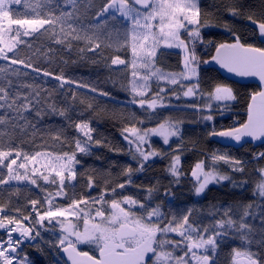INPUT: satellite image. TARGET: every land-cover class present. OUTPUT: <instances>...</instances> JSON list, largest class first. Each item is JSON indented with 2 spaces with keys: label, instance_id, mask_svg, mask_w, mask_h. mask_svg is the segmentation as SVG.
<instances>
[{
  "label": "snow or ice",
  "instance_id": "6c2138e0",
  "mask_svg": "<svg viewBox=\"0 0 264 264\" xmlns=\"http://www.w3.org/2000/svg\"><path fill=\"white\" fill-rule=\"evenodd\" d=\"M77 2L78 0H35L34 3H30V0H0V60L9 61L8 65H0V110H3L0 112V126L11 122L13 131L18 129L21 134L31 131L35 143V137L37 133H41L43 125L40 147L44 149L29 153L22 152L17 147L4 150L0 145V185H8L10 181L15 180L27 181L31 185L41 187L38 181L42 180L45 184L56 186V197H66V188L77 179L76 165L81 163L77 154L89 155L93 143H103L99 139L94 140V129L90 126V121L79 117L74 121L69 115L70 106L65 101L62 100L60 103L63 106L58 107L51 94L35 83L41 74L49 77L52 73L36 66L31 57L25 59L19 56L20 45L31 49L30 40L42 39L62 45L69 55L74 47L79 54L86 51L95 54L101 46L96 42L99 40L98 30L101 25L81 21L76 15ZM67 5L72 6L71 10H65ZM234 5L238 6L227 9L234 17L248 11L244 5L238 4V0H234ZM116 13L132 25L130 38L134 57L133 68L136 66L135 58H139L143 67L149 69L146 75L133 81L134 95L131 103L139 104L141 108L147 103V107L152 110L158 106L171 107L170 100L167 103L164 101L170 90L164 87L159 88L150 101L145 99L147 90H150L149 80L153 77L170 85L180 84L182 89L185 88L183 82L188 81L189 86L183 90V96H197L200 61L196 53V43L202 42L201 28L210 26L202 19L199 0H105L94 19L100 21L106 14H111V17L116 19ZM254 16L253 12L246 18L256 27L264 42V18L258 20ZM261 16L264 17V8ZM232 36L233 43H220L216 46V55L212 60L221 68L238 76L258 77L261 85H264V47L243 44L234 32ZM81 41L85 42L86 47H79ZM161 44L166 48H178L183 51V70L180 73H166L153 68L157 47ZM48 51L51 52L52 49L49 47ZM36 52H40V49H36ZM111 63L124 65L126 61L116 56ZM11 65L30 69L31 73L36 74L32 77L33 82L23 79L30 76L28 71H21L20 67ZM132 76L136 77L137 73L133 71ZM54 78L59 82L60 89H63L65 84L73 83L63 75ZM77 86L88 87L92 93L98 92L102 97H110L107 91H99L84 84ZM64 95L61 91L60 96ZM173 95L177 100L180 99L179 94ZM234 99L231 87L217 84L208 95L209 102L204 108L195 104L190 107L198 112L204 111L205 108L210 112L213 102L217 108H221L227 107L228 102ZM87 108L92 109L93 104L89 102ZM57 116L67 123L60 128L49 129L44 123L45 117L51 119ZM203 120L212 121L213 116L205 115ZM179 123L165 120L153 128L140 129L133 125L123 129V133H128L122 134L123 139L127 141L132 160L138 165L136 171H143L150 159L161 155L151 148L150 137H161L163 144L169 145L171 138L180 137ZM69 126L76 132L72 139L66 134ZM45 134L49 135L54 143H59L60 151L47 145ZM3 135L4 132L0 130V137ZM208 135L236 142L244 137H250L252 140L264 138V88L252 94L247 108V120L244 123L219 131L213 126ZM69 146H73L71 151L64 150ZM255 159H264V152L259 153ZM18 160L21 162L17 163ZM210 160L207 170L204 160L197 162L192 169L191 175L196 180L197 195L202 194L210 184L232 182L230 176L222 175L216 170L218 162L230 164L233 172L244 171L240 160L225 154L213 153ZM29 163L33 165L30 171ZM180 164V155L173 154L168 171L177 181L181 175ZM5 168L6 174L3 172ZM21 169L24 171L21 172ZM133 171L131 166L127 167L124 170L127 179L118 183L116 188L122 190L131 184ZM258 175L260 179L253 189V197L258 202L244 205L243 211L239 213H234L230 207H224L223 216L215 221L211 229L194 226L190 222V214H185L179 219L174 215L168 218L159 205L152 207L132 196H122L121 199L113 198L109 201L106 198L107 189L93 201L100 207L87 211L81 207L89 203L85 198H74L67 206H54V201L48 199L49 207L43 212L36 207L40 201L32 199L30 204L35 217L32 212L22 214L20 208L15 209L17 213H21L19 216L10 215L5 206L0 204V229L7 235L6 240L0 239V264H24L26 257L22 260L18 255L20 246L26 242H38L37 237H40L41 233L37 226H43L46 220L49 224L54 220L60 224L62 235L57 246L67 254L71 264H210L212 256L209 253L215 255L220 242L225 239L239 241V247L232 249V264H264V168L258 170ZM246 184L247 181L239 184L233 182L234 187L241 189ZM94 185V180L89 177L87 187L91 189ZM116 188L110 190L113 195ZM138 212L141 214L138 215ZM59 217L67 222L57 220ZM13 233L18 235L13 237ZM170 234H176L180 240H173ZM81 244L95 245L98 257L79 250L78 246ZM177 252L180 255H177Z\"/></svg>",
  "mask_w": 264,
  "mask_h": 264
},
{
  "label": "trees",
  "instance_id": "16d2710c",
  "mask_svg": "<svg viewBox=\"0 0 264 264\" xmlns=\"http://www.w3.org/2000/svg\"><path fill=\"white\" fill-rule=\"evenodd\" d=\"M34 2L35 0H30V3ZM104 3L105 0H78L76 7V15L81 21L101 25L98 30L99 40L96 41L101 46L95 54L89 51L79 54L77 48L74 47L69 55L62 45L48 39L30 40L31 49L26 45L19 46L20 58L31 57L36 66L52 73L49 77L41 74L35 83L51 94V98L58 107L63 106L60 103L62 100L65 101L70 106L69 115L74 121L77 117L90 121V126L94 129L92 133L94 140L99 139L103 143L101 145L93 143L89 155L77 154V158L81 161L76 168L77 179L66 188V197L57 198L55 196L56 186L45 184L42 180L38 181L41 187L31 185L27 181H17L18 185L10 182L8 185H0V204L5 206L6 212L16 216L21 213L27 215L32 212L30 204L32 199L40 201L36 207L43 211L40 206L47 205L48 199H52L55 206H66L74 198H85L89 200V203L82 207L89 210L96 205L93 201L107 189L106 198L109 201L113 198L121 199L122 196H132L146 205L150 204L152 207L159 205L168 218L174 215L179 219L185 214H190V222L194 226L211 229L215 221L223 216L224 207H230L234 213H239L243 211L244 205L258 202L253 197V189L260 179L258 170L264 168V159L257 160L255 157L264 152V145L248 144L240 149H230L220 145L214 139L215 137H210L208 133L213 126L217 131L232 127L230 124L237 116L244 123L251 96L258 92L259 88L252 84L239 85L227 81L203 61H208L213 57L215 48L220 43H233V32L240 37L243 44L264 47V44L259 41L257 32L248 26L250 21L246 18L253 12L255 13L254 18L258 20L264 18L261 16L262 8H264L262 0H238V4L244 5L248 11L235 17L227 10L229 7L238 6L234 5V0H200L202 19L210 26L201 28L207 54L200 55V50L196 46L197 54L200 55L198 56L200 61L199 94L194 96L193 100L182 97V92L188 85L185 83L184 89L181 86L170 89L169 94L164 97L166 103L171 101V107H160L155 110L141 108L131 103L133 98L131 93L132 71L127 65L120 67L111 63L116 56L125 60L126 63L131 58L130 23L124 21V18L117 13L116 19H113L111 14H106L100 21L95 20V14L100 11ZM71 8V5H67L65 10H71ZM49 47L52 49L51 52L48 51ZM79 47H86L85 42H79ZM36 49H40V52H36ZM8 64L9 61L0 60V65ZM155 66L166 73L178 74L183 70L182 54L173 50H161L156 56ZM11 67H20L21 71H28L30 76L23 79L33 82L32 77L36 74L31 73L30 69H24L21 65H11ZM57 75H63L66 80H71L73 83L65 84L64 88L60 89L59 82L54 78ZM78 84L95 87L99 91H107L110 97H102L98 92L92 93L88 87H78ZM217 84L231 87L235 99L224 107L227 109L224 117L220 116L222 107L215 106L211 109L213 120L205 121L203 120L205 114L194 110L190 105L200 106V97L208 96ZM61 91L65 94L64 96H60ZM156 92L158 90L154 89L152 94ZM73 93H75L74 96ZM173 93L179 94L180 99L177 100ZM89 102L93 104L92 109L87 108ZM165 120L180 122V137L173 139L168 147L158 143V150L163 159L146 165L143 171H136L138 165L132 160L128 144L123 139V135L126 134L123 133V129L133 125L140 129L153 128ZM44 123L49 129H57L67 122L57 116L51 119L45 117ZM0 130L4 132V135L0 137V145L4 150H8L9 147H17L22 152L29 153L44 150L40 147L43 125L41 133H37L35 137V143H33L31 131L27 134H21L18 129L13 131L11 122L0 126ZM66 134L69 139L76 136L75 130L70 126L66 129ZM44 140L51 149L60 151L59 143H54L49 135L45 134ZM72 147H66L64 150L71 151ZM213 153L225 154L230 158L240 160L244 171L233 172L230 164L223 161L218 162L219 171L230 176L232 182L228 181L220 187H211L203 198L196 199L193 180L190 178L192 169L201 160L208 165ZM173 154H178L182 158L181 175L178 181L171 177L168 171ZM20 162L21 160L17 161V163ZM129 166L134 170L131 177L132 183L122 190L116 188L118 183H123L127 179L124 170ZM20 171L23 172L22 169ZM3 172L6 174L7 169H3ZM89 177L95 182L91 189L87 187ZM242 181H247L243 189L233 186V182L239 184ZM112 188H116L114 195L110 191ZM169 194L171 199H167ZM16 208H20L21 213H17ZM0 239H3L1 234ZM220 243L218 257L214 264H232V249L239 247V241L225 239ZM34 249L38 250L41 255L40 259L35 255ZM82 249L90 255H98L94 248L82 247ZM21 255L29 256L32 264H58L53 260L51 252L46 248L43 250L41 246H27Z\"/></svg>",
  "mask_w": 264,
  "mask_h": 264
},
{
  "label": "rangeland",
  "instance_id": "374dc122",
  "mask_svg": "<svg viewBox=\"0 0 264 264\" xmlns=\"http://www.w3.org/2000/svg\"><path fill=\"white\" fill-rule=\"evenodd\" d=\"M199 2H200V0H199ZM136 7H139V6H136ZM117 14H119V13H117ZM129 23H130V29H129V38H130V34H131V27H132V25H131V22L130 21H128ZM201 35H202V33H201ZM184 38H186V37H184ZM131 44H132V41H131V38H130V42H129V47H130V53H131V58H130V60H129V62L128 63H126V64H124V65H117V66H120V67H122V66H128L130 69H131V71H132V73H133V71H135L136 73H137V76L136 77H133L132 76V85H131V93L134 95V93L132 92V86H133V81L134 80H139V78L142 76V75H146L147 73H148V71H149V69H146V68H144L143 67V64H142V61L139 59V58H135V64H136V66H135V68H133V66H132V64H133V60H134V57L132 56V49H131ZM196 46H197V48H199L198 50H200V55L201 54H205V47L206 46H204V42H203V40H202V42H197L196 43ZM165 49H167V50H176V51H179L181 54H182V58H183V51L181 50V49H178V48H166V47H164L162 44L161 45H159L158 47H157V54L159 53V51H161V50H165ZM197 50V51H198ZM197 51H196V53H197ZM10 54V53H9ZM199 54H197V56H200ZM157 56V55H156ZM156 59V57L154 58V60ZM153 68H155V69H157L156 68V66H155V64H154V66H153ZM199 69H200V63H199V68H198V73H199ZM184 84L185 83H187L188 85L187 86H189V82L188 81H184L183 82ZM149 85H150V90H147V94H146V97H145V99L147 100V101H150L151 100V98H152V96H153V94H152V92H153V90L154 89H156V90H158L159 91V88H161V87H164V88H167V89H171V90H173V89H175V88H178L179 86H180V84H177V85H170V84H168L167 82H165V81H157L154 77L153 78H151L150 80H149ZM152 94V95H151ZM150 96V97H149ZM182 97H184V96H182ZM140 97H137V99H139ZM184 98H187V99H191V100H193V98L194 97H184ZM200 100H201V103H200V107L201 108H204V106H205V104L207 103V102H209L208 101V96H202V97H200ZM164 101H166V98L164 99ZM234 100H232V101H230V102H228V104H230L231 102H233ZM166 103V102H165ZM138 106H139V104H137ZM216 106V104L213 102V107H215ZM145 107L146 108H148L147 107V103L145 104ZM157 108H160L159 106L157 107ZM156 108V109H157ZM226 111H227V109H225L224 107H222L221 108V112H223V114H221L220 116H222V117H224V115H225V113H226ZM211 112V111H210ZM202 114H205V115H208L209 114V110H207L206 108L204 109V111H202ZM211 115H212V112L210 113ZM125 135H128V133H126ZM177 137H173V138H171L170 139V142L174 139H176ZM127 142V141H126ZM150 145H151V148L152 149H155L156 151H158V152H160V150H158V147H159V144L160 145H162V146H169V145H164L163 144V141H162V138L161 137H158V136H151L150 137ZM159 143V144H158ZM154 144H157L158 146H155ZM170 144V143H169ZM181 157V156H180ZM159 159H162V156L160 155L159 157H153L152 159H150L148 162H147V164H153V163H156L157 162V160H159ZM220 162H222V161H220ZM211 163V162H210ZM209 163V164H210ZM29 171L31 170V168L33 167V165L31 164V163H29ZM78 167V165H76V168ZM219 167H217L216 168V170L220 173V174H222L220 171H219V169H218ZM232 169V168H231ZM23 170V169H22ZM206 170V169H205ZM24 171V170H23ZM222 175H224V174H222ZM194 178V177H193ZM195 179V178H194ZM193 180V179H192ZM194 181V180H193ZM75 181H73L71 184H73ZM195 182V181H194ZM226 182H228V181H223V182H221V183H219V184H210L209 186H208V188L210 187V186H221V185H223L224 183H226ZM10 183H15V185H18V183H17V181H15V180H13V181H10ZM196 183V182H195ZM197 185V184H196ZM204 193V192H203ZM202 193V194H203ZM202 194H200V196L202 195ZM57 198H61V197H57ZM167 199H171V195L169 194V196H167ZM182 203H184V202H182ZM55 206V205H54ZM67 206V205H66ZM49 207V205H48V203H47V205H41L40 206V208L41 209H43V211L45 210V209H47ZM81 207H82V205H81ZM100 206H99V204H96V205H93L92 206V209H95V208H99ZM39 210V209H38ZM86 211H87V209H85ZM43 211H41V212H43ZM139 214H141V213H139L138 212V215ZM33 217H35V212H34V215H33ZM71 219V218H70ZM57 220H60V221H64V218H62V217H59V218H57ZM65 223L67 222V221H64ZM25 223H27V222H25ZM37 227H39V231H40V233H41V235H40V237H37V241L40 243V245L43 247V246H45V248H48L49 249V251L50 252H53V259L55 260V252H58V250H60L61 248L60 247H58L57 245H58V239H59V237L62 235V229H61V226H60V224L59 223H57V221L56 220H54L51 224H49L48 223V221L46 220V221H44V224H43V226H37ZM0 233L1 234H3V236H4V238H3V240H6L7 239V235H6V233H5V231L3 230V229H0ZM17 236V233H13V237H16ZM170 237L173 239V240H180V237H178V236H176V234H170ZM38 242H33V243H29L30 245H33V244H36V243H38ZM79 247V249L80 248H82V247H86V248H94V249H96L95 248V245H93V244H81V245H79L78 246ZM25 247L23 246L21 249H20V251L21 250H23ZM219 249V248H218ZM218 249H217V252H216V254L215 255H213L212 253H209V255H211L212 256V258H214V259H216L217 258V256H218ZM177 253H179V252H177ZM180 254V253H179ZM18 255H19V257L23 260L25 257H26V260L24 261V264H32L31 263V260H30V258H29V256H27V255H20L19 254V252H18Z\"/></svg>",
  "mask_w": 264,
  "mask_h": 264
},
{
  "label": "water",
  "instance_id": "95a60500",
  "mask_svg": "<svg viewBox=\"0 0 264 264\" xmlns=\"http://www.w3.org/2000/svg\"><path fill=\"white\" fill-rule=\"evenodd\" d=\"M248 25L250 28L255 30L257 32V35H258V30L256 29V27L254 25H252L251 22ZM258 38H259V41L262 44H264V42H262V39L259 37V35H258ZM215 55H216V52H215L214 56ZM208 65L211 69L217 71L218 74L227 81H230V82H233V83H236L239 85L254 84V85L258 86L260 88V90L262 88H264V85H261L258 77L238 76L235 73H230L226 69L221 68L220 65L212 59L208 62ZM250 102H251V100H250ZM246 120H247V117H246ZM215 138H216V141L220 145H222L223 147L235 149V150L240 149V148H242L248 144L264 145V138H261L259 140H252L250 137H244L239 142H236V141L228 139V138H220V137H215ZM59 256L64 261L65 264H71V261H69L67 258V254L64 253L62 250L60 251Z\"/></svg>",
  "mask_w": 264,
  "mask_h": 264
},
{
  "label": "flooded vegetation",
  "instance_id": "af4514ba",
  "mask_svg": "<svg viewBox=\"0 0 264 264\" xmlns=\"http://www.w3.org/2000/svg\"><path fill=\"white\" fill-rule=\"evenodd\" d=\"M37 258H39L38 256H37ZM32 262V261H31ZM210 264H212V261H210Z\"/></svg>",
  "mask_w": 264,
  "mask_h": 264
}]
</instances>
